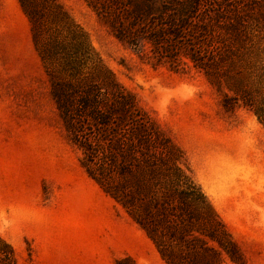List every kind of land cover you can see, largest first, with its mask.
Masks as SVG:
<instances>
[{
	"label": "rangeland",
	"instance_id": "obj_1",
	"mask_svg": "<svg viewBox=\"0 0 264 264\" xmlns=\"http://www.w3.org/2000/svg\"><path fill=\"white\" fill-rule=\"evenodd\" d=\"M139 1L59 0L246 264H264V0H195L186 26L188 0H149L133 24ZM144 23L163 38L134 40ZM51 84L19 0H0V264H167L90 173L99 158L71 138Z\"/></svg>",
	"mask_w": 264,
	"mask_h": 264
},
{
	"label": "trees",
	"instance_id": "obj_2",
	"mask_svg": "<svg viewBox=\"0 0 264 264\" xmlns=\"http://www.w3.org/2000/svg\"><path fill=\"white\" fill-rule=\"evenodd\" d=\"M19 3L50 69L51 93L67 131L99 158L98 169L89 165L90 173L142 226L167 264H246L209 198L179 158H164L167 150L160 134L143 119L59 0ZM196 3L188 0L178 10L185 14L183 26L189 25ZM150 11L149 0L135 2L133 24ZM149 26L135 29L134 40L140 35L152 41L163 38Z\"/></svg>",
	"mask_w": 264,
	"mask_h": 264
}]
</instances>
